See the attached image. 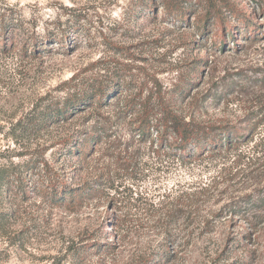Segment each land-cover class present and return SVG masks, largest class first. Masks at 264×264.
Masks as SVG:
<instances>
[{
	"label": "rangeland",
	"instance_id": "1",
	"mask_svg": "<svg viewBox=\"0 0 264 264\" xmlns=\"http://www.w3.org/2000/svg\"><path fill=\"white\" fill-rule=\"evenodd\" d=\"M182 1L202 5L186 16L191 24L180 26L161 18L160 0H29V20L22 9L11 8L13 23L21 22L17 41L33 37L43 48L36 58L19 48L0 52V164L11 163L13 176L26 177L30 188L15 200L5 231L0 229V264H136L163 250L174 257L156 264H264V207L246 208L240 217L224 208L264 191L259 165L226 182L229 163L174 162L150 142H140L136 116L119 113L127 99L156 104L160 85L185 119L243 129L253 142L264 132V0ZM211 1L233 5L251 27L234 31L233 38L217 19L206 31L199 29ZM53 8L60 10L56 18L44 20V9ZM224 16L229 30L236 21ZM41 20L43 34L37 31ZM117 72L129 87L120 102L109 101V95L104 108L85 110L36 139L4 137L33 107L58 103L93 79L115 88L109 83ZM181 89L186 90L180 96ZM101 115L108 117V132L90 157L79 161L64 154L67 141L97 126L93 117ZM62 182L72 189L99 187L98 194L68 209L48 198V186ZM193 192L203 193L191 207L194 213L184 208L170 220H158L160 209L184 205V196ZM121 213L127 224L114 232L110 223ZM114 241L116 248H107Z\"/></svg>",
	"mask_w": 264,
	"mask_h": 264
},
{
	"label": "trees",
	"instance_id": "2",
	"mask_svg": "<svg viewBox=\"0 0 264 264\" xmlns=\"http://www.w3.org/2000/svg\"><path fill=\"white\" fill-rule=\"evenodd\" d=\"M154 2L156 0H150ZM216 2V1H215ZM215 2L206 4V14L203 17V26L198 27L204 29L210 27L213 19H217V26L225 32L229 37L233 38L232 34L239 28L248 30L251 26L247 24L245 17H241L237 11L234 10L233 5L228 2H222L215 5ZM197 1L195 5L187 6L184 1L180 0H160L158 6L163 9L161 18L173 25L191 24L187 21L188 14H196V8L202 4ZM14 11L11 8L0 9V52L10 49H21L22 55L25 57L36 58L37 54L41 52L43 46L32 37L24 43L20 44L16 36L20 34V21L13 23ZM230 15L231 20H235V26H231L229 30L226 29V21L224 15ZM205 23V24H204ZM203 34V33H201ZM11 46V47H10ZM200 64V61H196ZM197 65L195 70H199ZM117 77L115 82L111 81L109 84H115V88L111 85H105L103 80L93 79L87 83L83 89L71 93L68 97L62 99L58 103L46 104L41 107H33L30 112L17 120L14 124H10L9 130L5 133L4 137L11 138L12 141L17 142L19 135L24 136L28 140L30 138L36 139L38 134L42 131L48 132L51 128H63L68 124L77 114L84 113L89 110L94 112L107 106L111 100L120 102V96L123 91L129 89L128 85L124 83L120 73H116ZM158 86V84H157ZM186 89H181L178 93L181 96ZM116 92V93H115ZM156 104L152 105L149 100L144 102L136 101V99H127L124 103V108L119 110V113L124 116L134 115L136 119L133 122L136 124L134 132L139 137L140 142H150L152 147H156V153L163 152L166 157L174 162L191 165L198 161H206L215 163V167L222 166L229 163L228 177L226 182H231L239 176V174L255 164L259 167L256 169L257 178L261 181L264 179V132L258 136L256 142L248 139V133L243 129L236 127H216L206 126L196 123L191 119H185L179 115L173 108L168 99H165V94L161 90V86L155 90ZM115 93V94H114ZM106 103V97L112 95ZM184 98V97H182ZM105 99V100H104ZM151 100V99H150ZM152 101V100H151ZM123 107V105H122ZM136 114V115H135ZM129 115V116H130ZM97 126L88 127L85 131L77 134V138L67 141L64 150L66 154H73L77 156V160L83 161L90 157L92 154V146L100 144L104 135L108 132L107 120L108 117L98 116L93 117ZM255 125L251 130L258 128ZM252 133V132H251ZM1 134V133H0ZM16 134V135H15ZM20 136V137H21ZM253 137V134L250 138ZM22 138V137H21ZM82 138V140L80 139ZM1 141V138H0ZM253 142L252 144H248ZM2 146L0 145V151ZM2 152H5L3 149ZM0 152V156H1ZM162 160L161 156H159ZM160 160V161H161ZM162 162V161H161ZM41 164L47 166L45 161H39L37 165ZM11 163L0 164V207L7 206L4 211L0 210V229L5 231V226L10 217L15 213L14 202L18 198L23 199L29 192L28 181L26 177L21 175L13 176ZM234 171V172H233ZM21 176V177H20ZM229 184V183H228ZM99 188V187H98ZM98 188L91 185H86L84 188H70L65 183H56L53 186H48V198L54 204L71 209L78 206L85 200H92L98 194ZM191 189V187H190ZM196 192L187 194L184 197L189 202L184 203L182 206L175 204L172 210L164 211L160 209L158 212V220H170L171 217L180 214L184 209L188 210L189 214L194 213L191 209L192 206L197 205L200 201ZM234 201V200H233ZM8 202V203H7ZM8 204V205H7ZM183 204V203H182ZM10 207V209H9ZM264 207V191L253 196L245 197L230 204L226 203L224 208L232 216L240 217L245 214L248 209H261ZM157 211V210H156ZM157 213V212H156ZM219 216V214H216ZM116 218V219H115ZM110 223V227L114 232L124 230L127 224L126 215H117ZM116 239L117 237L113 235ZM173 236V234H169ZM116 241L114 244H108L107 248L115 249ZM118 246V245H117ZM174 257V253L163 250L161 253H152V255H143L139 258L136 264H156L157 261H168Z\"/></svg>",
	"mask_w": 264,
	"mask_h": 264
},
{
	"label": "clouds",
	"instance_id": "3",
	"mask_svg": "<svg viewBox=\"0 0 264 264\" xmlns=\"http://www.w3.org/2000/svg\"><path fill=\"white\" fill-rule=\"evenodd\" d=\"M29 2V0H0V5L7 8H15L17 10H23L22 16L24 19L29 20L32 17V9L29 7H25V5ZM68 7H72L73 5L71 3H68ZM44 11L47 13L44 15V20H54L56 18V14L60 11L58 8L53 9H44ZM65 19L67 17H64ZM37 31L41 34H43V20L40 21V25L37 28Z\"/></svg>",
	"mask_w": 264,
	"mask_h": 264
}]
</instances>
